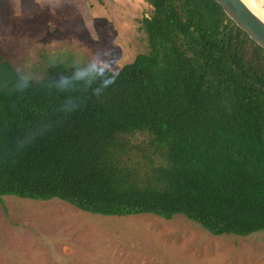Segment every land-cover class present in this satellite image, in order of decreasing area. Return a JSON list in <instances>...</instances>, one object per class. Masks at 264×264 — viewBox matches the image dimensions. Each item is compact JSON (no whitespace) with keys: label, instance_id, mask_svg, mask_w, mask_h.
<instances>
[{"label":"trees","instance_id":"obj_1","mask_svg":"<svg viewBox=\"0 0 264 264\" xmlns=\"http://www.w3.org/2000/svg\"><path fill=\"white\" fill-rule=\"evenodd\" d=\"M144 1L147 51L118 73L66 77L33 97L0 58V202L183 216L214 237L264 232V50L214 0ZM99 96L110 106L98 148L112 192L100 183L67 188L44 140L45 117L65 100Z\"/></svg>","mask_w":264,"mask_h":264},{"label":"rangeland","instance_id":"obj_2","mask_svg":"<svg viewBox=\"0 0 264 264\" xmlns=\"http://www.w3.org/2000/svg\"><path fill=\"white\" fill-rule=\"evenodd\" d=\"M149 13L144 0H0V58L33 97L66 77L118 73L147 51L141 21ZM101 98L65 100L45 117L44 140L67 188L100 183L112 192L99 160L110 109ZM0 264H264V232L214 237L183 216H99L55 199L5 196Z\"/></svg>","mask_w":264,"mask_h":264},{"label":"water","instance_id":"obj_3","mask_svg":"<svg viewBox=\"0 0 264 264\" xmlns=\"http://www.w3.org/2000/svg\"><path fill=\"white\" fill-rule=\"evenodd\" d=\"M224 14L261 49L264 50V23L242 0H214Z\"/></svg>","mask_w":264,"mask_h":264},{"label":"bare ground","instance_id":"obj_4","mask_svg":"<svg viewBox=\"0 0 264 264\" xmlns=\"http://www.w3.org/2000/svg\"><path fill=\"white\" fill-rule=\"evenodd\" d=\"M244 4L264 23V6L262 0H242Z\"/></svg>","mask_w":264,"mask_h":264}]
</instances>
